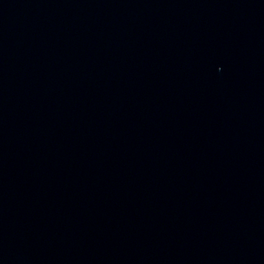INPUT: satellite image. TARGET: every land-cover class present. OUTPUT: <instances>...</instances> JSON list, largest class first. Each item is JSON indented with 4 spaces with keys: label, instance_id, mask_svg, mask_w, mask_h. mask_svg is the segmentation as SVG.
Wrapping results in <instances>:
<instances>
[{
    "label": "water",
    "instance_id": "water-1",
    "mask_svg": "<svg viewBox=\"0 0 264 264\" xmlns=\"http://www.w3.org/2000/svg\"><path fill=\"white\" fill-rule=\"evenodd\" d=\"M0 264H264V0H0Z\"/></svg>",
    "mask_w": 264,
    "mask_h": 264
}]
</instances>
